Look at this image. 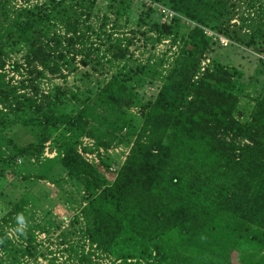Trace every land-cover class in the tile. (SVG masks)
Wrapping results in <instances>:
<instances>
[{
    "label": "trees",
    "instance_id": "trees-1",
    "mask_svg": "<svg viewBox=\"0 0 264 264\" xmlns=\"http://www.w3.org/2000/svg\"><path fill=\"white\" fill-rule=\"evenodd\" d=\"M98 1L25 0L30 5L13 8L0 0V102L8 108L0 110V182L17 160L31 159L43 160L41 169L21 170L23 183L48 180L56 161L86 194L89 249L70 243L65 251L77 258L51 264H93L96 252L114 258L105 264H232L241 244L264 248V8L240 39L229 23L236 0H142L138 10V0H110L104 13ZM135 11L134 28L115 36ZM205 28L262 55L248 111L240 103L251 82L211 56L215 42ZM136 39L148 54L166 50L136 57ZM7 64L18 80L7 78ZM76 70L87 80L83 89L42 91L47 73L66 79ZM154 79L158 90L140 95V85ZM15 128L35 130V141L17 147ZM82 136L94 141L81 149L99 157L93 165L76 150ZM50 140L55 159L42 156ZM119 145L129 151L108 180L99 168L108 171L113 160L100 149ZM30 202L25 195L0 211V264L37 253ZM71 219L78 222L76 214ZM12 227L17 238L9 236ZM251 262L264 264V254Z\"/></svg>",
    "mask_w": 264,
    "mask_h": 264
},
{
    "label": "rangeland",
    "instance_id": "rangeland-1",
    "mask_svg": "<svg viewBox=\"0 0 264 264\" xmlns=\"http://www.w3.org/2000/svg\"><path fill=\"white\" fill-rule=\"evenodd\" d=\"M9 1L13 8L24 7L34 2L32 1L28 3L25 2V0ZM106 1L107 0H99L96 10L99 12H107L105 7L108 5L110 0L107 2ZM141 1L142 0L135 1V10H138V4H140ZM263 8L264 0H236V8L233 18L229 21V23H234L232 28L238 33V35H240V39L241 37L244 38L249 35L248 25L253 24V22L257 20V9ZM155 16L157 19H164L163 16H160L159 14ZM137 17L138 14L135 11L131 14L128 24H125V18L120 20L117 32L118 34H115V36H127L129 30L134 28V22L136 21ZM225 24L226 23H223V26ZM246 25L247 27H245ZM108 28L109 27H107V31L109 32ZM232 28L231 30L233 31ZM212 31L217 33L216 30ZM230 40L231 44L226 48L220 47L216 42L213 43V51L211 56L219 57L226 64L238 67L241 72L244 73L243 79L248 81V84L251 82L248 86H246L244 96V98H246L241 99L240 103L242 110L248 111L252 106L250 95L252 83H254L253 79H260L261 77L257 71L258 69L256 59H261L260 57H262V55L257 54L252 49L242 45V42L239 43L238 40ZM135 41H137L136 45L131 47L130 50L133 52L134 56L139 58L141 57V54H143V56L153 54L154 56L160 57L163 56L161 52L166 50V45H159L154 53L148 54L147 51H150V47L143 49L141 42L137 39ZM136 47H138V49H136ZM20 57H22V54H18L14 57V59L18 60ZM206 60H204V62L207 64ZM3 71L8 73L7 78L13 76L16 80H18L19 77L11 70L9 64L5 66ZM95 74L100 73L98 71L95 72ZM84 76L83 70H76L71 74H68L66 79L47 73L46 77L41 80L40 86L44 93H49L55 86L65 89H74L77 86L83 89L84 83L87 82ZM256 85L259 86L260 83L258 82ZM159 86L160 81L158 79H154L152 83L144 81V83L140 85L139 93L140 95L150 98L158 90ZM5 107L6 106H3V104L0 102V110L3 108L8 110V108ZM133 112H135V109H133ZM15 129L16 130H14L10 136H12L11 140L17 145V147L26 146L29 143L35 141V136L37 135L35 130H28L25 128ZM80 141L81 144L76 146V150L82 156V159L91 165L98 162L99 157H97L95 160H86L85 153L81 151L83 147L86 149H91L93 147L94 141L84 136L80 138ZM50 142L51 140L46 142L43 148L42 156L45 159H55L59 156L58 151L55 150L56 148H51L52 143ZM105 151L107 152V155L113 160V164L108 171L104 170L103 168H99V170L108 180H113L117 169L125 160L127 152L129 151V146L119 145L118 147L115 146L108 151L101 148V153L103 156L106 154ZM42 161L43 160L35 162L33 159H31V161L17 160L15 171L12 172L8 178L4 179V183L0 182L4 192V197L0 198V200L3 202L0 203L2 206L0 211H5L4 208L11 210L12 205L20 198L25 195L30 196L31 202L26 206V210L28 211L27 214L29 219L31 218V221L34 223L36 230V255L33 257L26 256L24 258H20L21 260L17 259L14 262L9 260L10 264H51L54 261V263H63L67 257L70 263L71 261H74L73 259H76L77 256H69V253L65 251V248L68 244L74 243L76 250H79L83 246L85 247L86 251L89 249L88 243L84 240L83 233L87 228L82 215V208L86 205V202L82 200V197L86 196L82 185H80L77 181L67 177L66 172L56 161L52 164L50 170L51 173L49 174L50 179L36 181L33 180L27 184L23 183L20 171L24 170L25 173H29L30 175L37 174L41 169ZM18 166H20V168L17 169ZM75 214L77 215L78 222L73 223L71 218L72 215ZM9 230V236L12 238H17V232L15 229L12 227ZM96 254L94 257H92L93 264H105L111 262L114 259L112 256H105L104 258L97 257ZM263 254L264 248L260 245L251 243L241 244L239 249L232 253L231 261L232 264H250L252 263L251 261L256 262L259 256ZM1 257L2 259L6 260L5 256Z\"/></svg>",
    "mask_w": 264,
    "mask_h": 264
},
{
    "label": "built area",
    "instance_id": "built-area-1",
    "mask_svg": "<svg viewBox=\"0 0 264 264\" xmlns=\"http://www.w3.org/2000/svg\"><path fill=\"white\" fill-rule=\"evenodd\" d=\"M158 7V11L160 12V13H162V14H166V13H168V15L171 17L172 15H173V13H171V12H169L167 9H165L164 7H162V6H157ZM205 33H206V35L207 36H210L211 38H212V40L214 41V42H216L217 44H219L220 46H222V47H224V48H226V47H228L230 44H231V40L228 38V37H225L224 35H221L220 33H216V32H214V31H212V30H209V29H207V28H205ZM206 62H207V64L209 63V60L207 59L206 60ZM203 64H205L206 65V63L203 61L202 62V66H205V65H203ZM100 151H101V149H100ZM85 159L86 160H88V159H93V160H95L96 159V155L95 154H92V153H85Z\"/></svg>",
    "mask_w": 264,
    "mask_h": 264
}]
</instances>
